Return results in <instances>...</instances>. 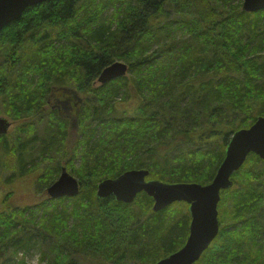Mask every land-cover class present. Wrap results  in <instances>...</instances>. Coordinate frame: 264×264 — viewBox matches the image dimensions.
<instances>
[{
  "label": "trees",
  "instance_id": "1",
  "mask_svg": "<svg viewBox=\"0 0 264 264\" xmlns=\"http://www.w3.org/2000/svg\"><path fill=\"white\" fill-rule=\"evenodd\" d=\"M263 51L264 9L244 12L242 0L26 8L0 30V114L29 118L0 135V162L11 159L7 181L40 168L38 194L63 168L79 191L0 206V264H24L35 248L37 264H156L182 248L187 204L155 213L145 193L125 204L97 199V186L132 170L210 183L231 135L264 116ZM114 62L126 75L95 85ZM131 98L138 106L127 115L117 105ZM231 182L220 192L218 234L196 264H264V160L249 154Z\"/></svg>",
  "mask_w": 264,
  "mask_h": 264
},
{
  "label": "water",
  "instance_id": "2",
  "mask_svg": "<svg viewBox=\"0 0 264 264\" xmlns=\"http://www.w3.org/2000/svg\"><path fill=\"white\" fill-rule=\"evenodd\" d=\"M47 0H0V30L21 17L24 10ZM264 9V0H243L242 11L254 13ZM127 73V65L114 62L104 68L97 78L99 85L106 84ZM11 123L0 116V135L7 134ZM249 154L264 160V116H258L248 128L235 131L224 150V157L210 183H165L146 180L148 172L132 170L115 179L100 182L96 198L104 200L112 196L117 202L130 204L140 193L153 199L152 211L157 213L175 202L188 205L189 234L182 248L156 264H196L201 254L218 234V203L220 192L232 186L231 176L238 171ZM77 180L65 168L58 179L46 189L52 200L74 197L78 194Z\"/></svg>",
  "mask_w": 264,
  "mask_h": 264
},
{
  "label": "rangeland",
  "instance_id": "3",
  "mask_svg": "<svg viewBox=\"0 0 264 264\" xmlns=\"http://www.w3.org/2000/svg\"><path fill=\"white\" fill-rule=\"evenodd\" d=\"M262 55H264V51ZM95 85H99V84L96 83ZM258 85L259 87H264V79L258 82ZM48 105L51 106L52 103H49ZM137 106H138L137 98H131L125 102L119 101L117 105L118 109L120 111L125 112L127 115L134 114ZM0 116L2 117L4 116V114H0ZM6 118L11 123L7 133H13L14 131H16V128L19 125H21L23 122L29 121V118L20 121H13L8 117ZM3 161L5 168L2 165ZM10 161L11 159L9 158H5V159L2 158L0 162V206L4 207L3 205L4 203L9 207L27 206V205H32L37 201L40 202L46 200L48 198L46 196V193L38 194L35 188V184L37 181L36 176H38V174L41 173V169L39 168L38 170H35L34 172H31L26 176L18 177L12 181L11 180L7 181V178L11 171V170H7V167L12 166V163H10ZM18 256L19 258H21V254H19ZM90 259H91L90 257L89 258L81 257L79 261H81L82 264H90L91 262ZM18 261L19 259H14L10 261L9 264H20ZM37 263H38V253L35 248L32 251H30V253H28L27 256L24 257V264H37Z\"/></svg>",
  "mask_w": 264,
  "mask_h": 264
},
{
  "label": "flooded vegetation",
  "instance_id": "4",
  "mask_svg": "<svg viewBox=\"0 0 264 264\" xmlns=\"http://www.w3.org/2000/svg\"><path fill=\"white\" fill-rule=\"evenodd\" d=\"M64 108H66V106ZM67 108H69V107L67 106ZM57 109H58V111L60 110V108H58V107H57Z\"/></svg>",
  "mask_w": 264,
  "mask_h": 264
},
{
  "label": "bare ground",
  "instance_id": "5",
  "mask_svg": "<svg viewBox=\"0 0 264 264\" xmlns=\"http://www.w3.org/2000/svg\"><path fill=\"white\" fill-rule=\"evenodd\" d=\"M221 225V224H220Z\"/></svg>",
  "mask_w": 264,
  "mask_h": 264
}]
</instances>
